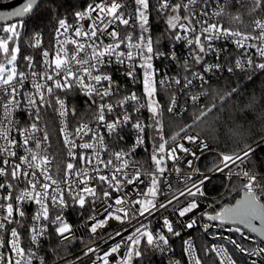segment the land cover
Listing matches in <instances>:
<instances>
[{
	"label": "snow or ice",
	"instance_id": "obj_1",
	"mask_svg": "<svg viewBox=\"0 0 264 264\" xmlns=\"http://www.w3.org/2000/svg\"><path fill=\"white\" fill-rule=\"evenodd\" d=\"M42 3L0 0V21L7 22L0 24V264H46L42 242L53 236L58 243L49 251L57 256L56 264H143L152 254L173 253L172 238L185 232L187 264H237L236 254L249 257L250 264H258L257 258L264 264V177L241 167L254 149L246 142L238 151L215 153L211 166L201 171L198 162L211 145L199 133L187 134L192 124L165 139L156 100L159 84L169 97L167 111L175 117L180 96L193 106L201 99L188 93L196 81L203 86L204 73L264 71V19L256 18L264 12V0H255L249 24L233 17L235 28L219 22L220 0H93L74 13L75 27L57 18L50 47L42 46L41 33L32 34L29 46L39 52L37 61L32 54L22 56L19 42L25 25L42 14ZM152 13L165 19L167 53L147 35ZM83 20L87 26L79 23ZM218 41L231 42L237 58L220 63L225 50L216 46ZM180 43L186 48L183 64L176 54ZM213 55L217 63L207 64ZM160 59L175 63L177 75H161L153 64ZM229 63L234 66L225 67ZM113 64L123 67L133 84L142 70L143 98L113 79ZM78 92L90 101L92 118L76 120L69 128V114L75 117L76 112L68 97ZM237 92L232 88L225 99ZM142 110L150 114L148 124L140 119ZM20 111L27 113L24 123L15 118ZM51 115L61 119L59 135L68 158L56 163L55 173L56 157L48 153ZM129 126L134 144L126 148L121 133ZM147 143L151 170L133 158L138 148L147 151ZM217 174L228 184L209 202L206 188ZM234 191L241 195L232 202ZM29 204L36 206L31 224L25 211ZM87 207L91 214L74 229L65 213L78 209L82 214ZM154 219L161 228H152ZM110 220L128 228L105 230ZM194 230L200 233L195 239ZM209 238L211 243L197 248L196 240ZM77 243L83 245L81 253L68 257ZM168 264L181 261L169 258Z\"/></svg>",
	"mask_w": 264,
	"mask_h": 264
},
{
	"label": "built area",
	"instance_id": "obj_2",
	"mask_svg": "<svg viewBox=\"0 0 264 264\" xmlns=\"http://www.w3.org/2000/svg\"><path fill=\"white\" fill-rule=\"evenodd\" d=\"M175 2H176V0H173V3H175ZM220 4H221V7L223 8V12L218 17V20L223 25V27H231L229 25H231V23H232L233 15H236L242 9H245L244 10L245 12H243V13H245V15L243 18L241 17L243 20V23L245 25L250 23L249 14H250L252 8L255 7V0H220ZM213 8H215V5L213 6ZM256 18L264 19V16H259ZM67 22L72 27H75L77 24L76 18L73 21H67ZM79 23L83 24L84 26H87L88 21L83 20V21H79ZM56 27H57V25L54 27V29L52 30L51 35L49 37H47L43 32L38 31L39 33L42 34V46L44 48H48L52 44L55 43L54 38H55ZM232 28H234V27H232ZM30 40H31V38L28 39L25 37L20 39L21 54H22V56L32 54L35 56L36 60L39 61V59H40L39 52L36 49H33L29 46ZM106 43H107V41H106ZM164 44L166 45V47L164 49H161V50L163 52L167 53L171 50L170 43L167 39V33H166L165 38H164ZM216 46L220 49L225 50V51H223L222 55L219 57L220 63L223 64L226 60L231 61V60H234L235 58H237V56H236L237 50L231 42L218 41ZM68 47L70 48L71 45H68ZM176 54L178 57H181V64H183V62H184L183 57L186 56V48L182 43L176 45ZM254 60L256 62H259L258 57H255ZM206 63L207 64L217 63L216 56L213 55V56L207 57ZM153 64H154V67L157 70H159L161 75H163V73L165 71H167L169 76H176L177 73L180 71V69H178V67L175 63L170 62L168 60H164V59L154 60ZM228 66H234V64L229 63V64L225 65V67H228ZM200 70H201V72L203 71V66L200 67ZM252 70L253 69L250 68L246 72H249ZM255 70H258V69H255ZM109 71L112 73L113 79L118 82V84L121 86V88L124 91L129 92V93L130 92H136L139 96H141V98H143V84H142V74H141L142 70H140V69L137 70L138 81L135 84H133L129 79H127L123 75V73L125 71V69L123 67H120L118 65L113 64L109 68ZM236 73H242V72H240L239 70H236L230 74L225 70V71L215 72V73H204L205 82H204L203 86L200 85L199 81H196L194 88L192 89V91L190 93H188L189 96L190 95H199V96H201V99L196 102L195 106H193V104L190 100H188L186 102L185 98L183 96H180L178 99V104L176 106V116L174 118H182V117L186 116L191 108H194V107L203 108L205 106L206 100L210 94V90H209L210 84L219 76L233 75ZM243 73H245V72H243ZM159 79H160V76L157 77V81ZM27 87L28 86L26 85V88ZM159 91H160V85L157 84V94H156V100L157 101H158V92ZM163 96H164V100L168 102V107H169L170 104H169L168 95L163 93ZM68 106H69V108L74 107L75 112H76L75 117H73L71 115V113L69 114L68 121H67L69 128L74 127L76 120H83V121L91 120L92 117H91V111H90V101L82 93L78 92L75 95L69 96L68 97ZM92 107H94V105ZM49 112L51 114V110H49ZM15 118L17 120H19L21 123H24L28 120L27 113L23 112V111L17 112L15 114ZM149 118H150V114L146 110H142L140 113V119H142L145 124H148L150 122ZM47 122H48L49 133H50V140H49L50 146L48 148V153H49L50 159L53 157H56V161L53 163V166H52L53 167V173H55L56 163L61 162V160L66 163L68 158H67L66 152L63 151L62 137H60V135H59V128L61 126V119L57 116L51 115V118H49ZM102 131H103V129H102ZM187 134H195V132L189 131ZM121 135L125 137V139L123 141L124 147L131 148L132 145L134 144V133L130 130V126L128 128H125L124 131L121 133ZM182 135H184V134H182ZM17 138L19 139V137H17ZM105 138H106V140L108 139L107 136ZM180 142L185 143V146H187V147H191V145L188 144L187 141L182 140ZM206 142L209 143L208 141H206ZM146 147H147V151H145L144 148H138L136 150V152L134 153L133 158L135 161L145 164V167L148 168L149 170H151V160H150V155H149V153L151 152V144L147 143ZM215 153H223V152H219V151L215 150L214 147L211 145V152L202 155L201 160L198 162V166L200 167L201 171H204L206 166H209L205 162V157H207L209 155H214ZM20 154L22 155L23 153H20ZM248 160L245 161V163L243 165H241V167L247 168V169L255 172L252 168L249 167ZM255 173L258 176L264 177V176L258 174L257 172H255ZM215 179H223L224 185L222 187V191L219 194L210 195L208 193L209 202L212 199H216V198L220 197L221 194L225 191L227 184H228V182L226 181L225 177L222 174H217L213 180H215ZM213 180H212V182H213ZM0 182H2V178H0ZM232 183L236 184L235 178L233 179ZM209 184L207 185L206 191H208ZM142 187H143V185H142ZM240 187L241 186L239 184L235 185V189H237V190L240 189ZM240 195H241V193H239V191H234L233 195L231 197L232 202H234L235 199L240 198ZM227 201H228V198L225 199V202H227ZM35 207L36 206L34 204H29L25 207L28 224H31V222H32L31 217L35 211ZM96 207L102 208L103 203H97ZM91 211H92L91 207H87L86 210H84L82 214H81L80 210H78V209H76V210L69 209L65 213V215H66L68 222L73 226L74 229H76V228L80 227V225L84 222V220L87 219V217L91 214ZM85 213H87V215L84 216ZM100 218L103 219V216H101ZM117 225H118V222H116L114 220H110L109 224L105 230H108L109 228H115L117 231H120L122 228H128L127 224L119 225V226H117ZM26 227H27V225H26ZM152 228L154 230L161 228V223L158 220L154 219L153 223H152ZM213 231H215V229H213ZM124 235L127 236L128 232H125ZM199 235H200L199 231H196V230H194L191 233V236L193 237V239H195V237L199 236ZM21 236H22V238L26 239L27 238V232L25 230H22ZM188 236H189V233L185 232L182 234V237L172 238L171 244H172V248L174 249L173 253L167 254V255L152 254V255L145 258L143 264H168L169 258H171L172 260H179V261H181V264H187V258L182 253V240L187 239ZM119 239H120L119 237L116 238V240H119ZM115 242L116 241H112L111 243H115ZM211 242L212 241L210 238L205 240V241L196 240L197 248L199 249V246L201 245V243H211ZM42 244H43V250L40 254L42 256H44L46 264H56V260L51 261L52 252L49 251V249H50L49 241H43ZM77 245H78L77 250L74 253L68 255V257L78 256L81 253V251L83 249V245L80 243H77ZM104 247L107 248L108 245H105ZM234 258H237V264H250V258L247 256L240 257L239 254H236V256ZM257 259H258V264H260L259 258H257ZM89 264H90V262H89Z\"/></svg>",
	"mask_w": 264,
	"mask_h": 264
},
{
	"label": "trees",
	"instance_id": "obj_3",
	"mask_svg": "<svg viewBox=\"0 0 264 264\" xmlns=\"http://www.w3.org/2000/svg\"><path fill=\"white\" fill-rule=\"evenodd\" d=\"M91 3L93 0H54L52 3L49 0H43L42 14L31 19L25 25L22 38L29 39L34 32L38 31L49 37L57 25L58 17L73 21L75 20L74 13L85 10ZM48 9H51V14L48 13ZM244 10L242 9L233 17L243 18ZM259 16H264V12H260ZM229 26L235 28L238 25L232 18V23ZM166 33L165 19L152 13L149 17V34L154 41H159L160 50L166 47L164 44ZM232 88L238 89L237 94L225 99ZM209 90L210 94L205 106L191 108L182 118H174L169 115L168 102L164 100L163 92H158L165 139H170L183 127L192 124L193 127L189 131L199 133L219 152L238 151V146L248 142L254 149V154L249 158L248 165L255 172L264 176V143L261 142L264 141V71L258 69L219 76L210 84ZM213 157L214 155L205 157V162L209 166H211ZM223 185V179H215L209 184L207 192L210 195L219 194ZM57 243L58 241L53 236L49 241V247L55 248ZM77 247V244L73 245L72 250L66 255L74 253ZM64 255L63 251L59 253L60 257ZM51 256V261L57 260V256L53 253Z\"/></svg>",
	"mask_w": 264,
	"mask_h": 264
},
{
	"label": "rangeland",
	"instance_id": "obj_4",
	"mask_svg": "<svg viewBox=\"0 0 264 264\" xmlns=\"http://www.w3.org/2000/svg\"><path fill=\"white\" fill-rule=\"evenodd\" d=\"M23 31H24V29H23ZM22 35H23V32H22ZM22 35H21V38H22ZM147 35H150V34L148 33ZM21 38H20V39H21ZM19 43H20V42H19ZM20 48H21V43H20Z\"/></svg>",
	"mask_w": 264,
	"mask_h": 264
},
{
	"label": "water",
	"instance_id": "obj_5",
	"mask_svg": "<svg viewBox=\"0 0 264 264\" xmlns=\"http://www.w3.org/2000/svg\"><path fill=\"white\" fill-rule=\"evenodd\" d=\"M7 23L6 21H0V24Z\"/></svg>",
	"mask_w": 264,
	"mask_h": 264
}]
</instances>
